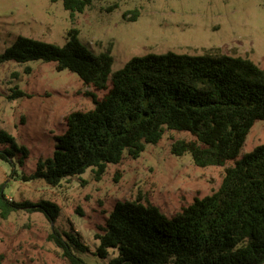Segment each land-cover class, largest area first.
Returning <instances> with one entry per match:
<instances>
[{
	"label": "trees",
	"instance_id": "obj_1",
	"mask_svg": "<svg viewBox=\"0 0 264 264\" xmlns=\"http://www.w3.org/2000/svg\"><path fill=\"white\" fill-rule=\"evenodd\" d=\"M60 1L70 18L93 2ZM78 35L68 30L61 47L18 37L0 55V62H53L57 71L75 73L92 89L85 96L93 108L64 117L65 131L54 137L52 157L39 160L32 174L13 175L56 187L92 169L99 180L124 153L135 160L165 131L188 132L192 138L173 142L170 153L189 154L197 167H222L218 190L194 198L171 217L139 197L116 203L95 234L94 255L104 260L109 250L116 251L108 264H264V143L238 158L254 123L264 121V71L241 57L167 52L131 58L108 83L110 50L95 54ZM97 91L105 93L98 97ZM23 96L14 88L9 99ZM16 156L22 165L27 149L0 131V160ZM19 211L42 213L50 222L60 214L55 203L12 201L0 188V217ZM48 240L68 264H86L81 255L88 247L72 228L53 229Z\"/></svg>",
	"mask_w": 264,
	"mask_h": 264
},
{
	"label": "rangeland",
	"instance_id": "obj_2",
	"mask_svg": "<svg viewBox=\"0 0 264 264\" xmlns=\"http://www.w3.org/2000/svg\"><path fill=\"white\" fill-rule=\"evenodd\" d=\"M72 28L93 53L110 50L108 83L131 58L167 52L241 57L264 71V0H93L74 18L60 0H0V55L18 37L61 47ZM14 88L24 96L9 99ZM87 91L92 89L75 73L57 71L53 62H0V131L28 151L22 165L18 156L0 160L1 191L12 201L47 200L60 208L54 222L39 212L0 217L2 264H68L48 235L53 229L69 232L71 228L88 247L81 255L86 264H108L116 251L109 250L104 260L97 258L95 234L116 203L139 197L171 217L194 198L211 195L222 183V167H197L189 154L170 153L173 142L192 138L185 131H165L135 160L124 153L119 164L107 165L99 180L92 169L56 187L42 180H18L14 171L32 174L39 160L52 157L54 137L65 131L68 113L93 108ZM104 93L96 92L98 97ZM263 143L264 121L258 120L238 158Z\"/></svg>",
	"mask_w": 264,
	"mask_h": 264
}]
</instances>
